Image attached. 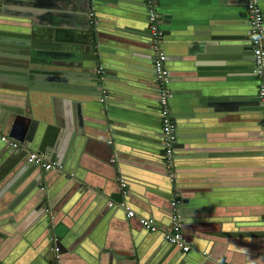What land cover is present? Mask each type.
<instances>
[{
    "label": "crops",
    "instance_id": "crops-1",
    "mask_svg": "<svg viewBox=\"0 0 264 264\" xmlns=\"http://www.w3.org/2000/svg\"><path fill=\"white\" fill-rule=\"evenodd\" d=\"M260 7L264 15V0H260ZM113 8V11H103L100 32L105 37L102 42L105 43L107 57L111 59V63L121 64V66L113 68L116 74L109 79L112 95L108 99V104L101 108V110L106 109L105 115L93 103L96 109L86 107L91 103L90 93L81 87L91 84L87 82V78H74L80 81L73 82L72 77L59 74L62 78L68 77L70 81L67 82L68 84L73 83L79 88H67L68 91H66L59 86L57 89L61 90L60 94L49 93V95L59 98L58 108L65 123H68L69 119L77 121L83 117L105 127L106 131L104 128L96 129V137L93 136L89 140L91 143L81 146L73 156V167L78 171L82 170L84 179L97 183L106 178L103 175L107 173L103 159L110 153L107 143L111 142V136L107 135H111V127L114 126V133L119 135V141L116 144L118 152L125 161L123 166L133 174L130 176L138 183L133 184L139 187H143L142 184L147 186V190L151 191L150 198L155 202L156 196L160 195V190L149 187L157 179L160 181L162 178L166 181L168 176L163 159L165 174L163 175L161 170L160 173L155 171L161 168L159 166L162 153L160 150L161 118L158 106L159 89L153 79L152 57L147 49L145 37L147 22L144 4L143 0H123L122 4ZM157 9L165 36L163 49L166 57H169L166 64L170 72L172 94L168 105L174 117L177 132L174 148L175 169L184 174L182 184H188L186 181L190 180L193 184L202 183L212 188L209 192H195L193 196L207 198L212 207L222 209V213L216 217L230 218L231 222L237 220L247 225L232 229L229 222L214 223L215 226L210 229H214L215 232L223 229L222 232L235 230L239 234H235L232 238L207 239L208 236L200 234L206 232H200L198 235L193 233L192 240L196 238L194 241L201 242L205 248L194 250L190 247V251L182 255L184 258L188 257L196 261L200 258L199 255L205 252L214 264L216 260L228 264H264V145L259 109L254 105L255 99H250L258 98L257 82L251 61L249 58L247 61L244 60L245 55L241 53L248 37V13L245 0H158ZM90 13L88 14L91 17L90 23L95 25L97 22L93 18L95 10L92 9ZM1 21L0 18V31H18L13 29L14 25L9 26ZM137 32H143L144 35ZM3 39L4 37L0 36V40ZM46 42L60 46L55 40L49 39ZM39 50L46 52L54 49L43 47ZM211 55L216 56L214 58L216 61L211 60L213 59ZM195 56L206 63L212 62L217 73L221 74L206 80L200 78L204 81L195 80L197 77L193 65ZM241 56L243 59L240 58ZM52 61L54 62L51 65L60 66L55 71L63 73L66 70L64 59L54 58ZM4 90L5 88L0 90L2 105L0 129L7 135H11L9 138L22 142L23 148L15 149L13 153L24 150L27 154L29 144L16 138L23 126L19 125L22 121L16 118L21 117L18 112L25 108L24 104L29 93L26 89L17 91L13 89L11 93L13 96L8 98L9 92ZM197 91L202 97H224L231 100L222 101L218 108L221 110H216L207 104H201ZM240 97L245 99L241 100L242 102L232 99ZM43 100L45 103L43 108L47 110L49 124H54L51 99L43 98ZM228 104L233 105L235 109L227 107ZM240 104L244 105L240 107ZM15 123L17 125H14ZM90 129L93 130L92 127ZM1 134L0 131V136ZM1 142L0 140V145ZM133 144L136 146L133 147ZM22 160L20 166L23 165V169L18 175H22L21 187L23 188L28 183L26 174L33 172L34 168L31 166L37 165L30 166L26 156H23ZM58 163L63 165L64 161H58ZM40 169L42 182L44 174L48 171L41 167ZM57 186L58 183L52 191V199L54 204L60 205L56 212L57 225L63 234L60 236V241L65 239L67 243L59 253V261L56 262L54 259L51 250L52 242L49 240L50 224L53 226L51 232L57 240L59 239L54 232L55 224L52 221L54 215H47L48 235L41 238L42 232L38 229L42 226L41 214L29 208L16 220H10L9 215L4 214L6 212L0 201V252L2 254L0 262L2 264H44L45 261L42 258L45 256H48L52 264H155L163 250L167 251L168 256L162 263H165L172 254L178 253L176 248L172 251L166 249L164 238L153 233L151 234V236L154 235L153 240L143 241L137 251L131 242L123 241L113 246L116 254L106 247L101 250L98 243L104 236L94 229L96 226L90 216L91 209L94 208H89L92 198H77L67 194L65 188H57ZM174 190L172 184V196ZM137 191H139L138 188ZM47 197L44 191L40 204L48 209ZM143 203L147 207L150 205L148 202ZM184 207L191 208L193 204ZM104 210L109 209L104 207ZM185 214L189 217L194 215L189 212ZM200 214L211 213L200 212ZM148 215L159 227L169 224V214L163 207H157L156 215ZM104 216H106L104 222H112L116 226L114 237L115 234L123 232L125 227L120 222L122 221L120 214L105 212ZM92 227L93 229L88 230ZM189 229L195 231L196 227L190 225ZM86 230L88 231L85 232ZM108 250L111 252L106 254ZM129 251L135 254L133 261L128 254Z\"/></svg>",
    "mask_w": 264,
    "mask_h": 264
},
{
    "label": "water",
    "instance_id": "water-1",
    "mask_svg": "<svg viewBox=\"0 0 264 264\" xmlns=\"http://www.w3.org/2000/svg\"><path fill=\"white\" fill-rule=\"evenodd\" d=\"M122 3L123 0H0L1 23L4 22V24L9 26L14 25L13 29L18 30L17 32L0 31V36L4 37L3 40H0V90L5 88L4 91H8V95H10L8 98L13 96L11 95L13 89H15V91L26 89L29 93V97L24 104L25 108L20 109L18 112V115L21 117L16 118L22 121L19 125L23 126L18 137H15L20 141L28 143L29 150H37L45 154L50 161H64L61 171H56L54 169L48 170V172L44 174L42 182L40 174L42 170L40 167L31 166L33 164L29 163L34 170L33 172H28L26 174L28 183L25 186L23 185L24 187L22 188V175H18V173L23 169V165L20 166V163L23 162L22 159L23 156H26V151L20 150L13 153L16 151L14 148L10 147L8 143L1 142L0 201L2 208H4V212H6L4 214H8L10 220H16L20 214L22 215V212L24 213L29 208L37 211V214H41L42 226H39L38 228L42 232L40 234L41 238L47 237V215L53 214L54 217L52 221L55 224L54 232L59 237L56 242L59 247V253H61V250H63L62 248H65L67 243L65 239L60 241V236L63 234L58 228L59 226L57 225L56 215L60 205L58 206L54 204L52 199V191L54 190L56 183H58L57 188H65L64 190L67 194H72L73 196H77V198H92L89 202V208H94L91 209L92 211L90 214L91 219L96 226L94 229L104 236V238H100L98 243L101 250L106 247L107 249H110L113 254H116L113 246H115V243L123 241L131 242L133 248L137 251L138 246H140L143 241L150 242L153 240L152 236L154 235L151 236L152 233L159 237L160 235L163 237V229H168L170 227L171 208L169 201L172 198V183L169 182L168 178L166 177V181L162 178L160 181L157 179L152 185H150L149 188L160 190V195L158 194L156 196V201L153 202L150 198L151 191L147 190V186L142 183L143 187L136 186L135 184L138 183L131 177L133 174L123 166L125 161H123L122 155L118 152L116 145L119 141V135L114 133V126H112L110 131L111 135H107L108 137L111 136V142L107 143L110 153L103 159L104 168L107 172L103 173V175L106 178L102 181H97V183L86 181L81 174L82 170L78 171L73 167V156L75 152H78L81 146L91 143L89 140H91L93 136L96 137V129L104 128L105 130V127H102L95 122H90V120H86L83 117H80L77 121L69 119L68 123H65L64 118H62L61 113L59 112L60 108H58V103L60 102V100H58L59 98L51 96V94L56 95L61 93V90L57 89L59 86L61 89L65 88L66 91H68L67 88H79L78 85H73V83L68 84L67 82H70L68 77L63 76L62 78L60 75H67L69 78L72 77L73 79L78 77L87 78V82L91 84L89 86L82 85L81 87L90 93L89 100H91V103L86 107L96 109L98 106L99 111L105 115L106 109L101 110V108L108 104V99L112 95L110 86L111 82L109 79L116 74L113 68H118L117 66H121V64H113L111 63V59L107 57L105 43L102 42L105 37L100 32V20L103 17V11H113L114 6ZM92 9L95 10V14L93 15V18L97 21L95 25L90 23L91 17L88 15ZM18 20H22L25 23L19 22ZM137 34L144 35L143 32H137ZM145 37L147 39V49H149L152 57L153 51L150 44L148 30ZM49 39L55 40L60 46L46 42ZM262 45L264 48V34L262 37ZM43 47H50L54 50L46 52L39 50ZM59 49L60 51H57ZM242 52L245 55L244 60L247 61L249 58L251 61L250 64L253 68L252 49L248 37L247 42L241 49V53ZM211 56L213 57L211 60L216 61V59H214L216 56ZM218 57L222 58L221 56ZM54 58L64 59L66 70L63 71V73L55 71L60 66L56 67L55 65H51L54 62L52 61ZM240 58L243 59L242 56ZM168 60L169 57L166 58V63H168ZM194 60L195 63H193V65L197 77L196 79H193L204 81V79L201 80L200 78H205L206 80L207 78H212L221 74L217 73L218 71H216V67L213 66L214 64L212 62L206 63L201 61L200 57L196 56ZM98 64L102 67V73L99 74L96 72ZM109 66L112 67L110 68ZM151 67L153 73L152 64ZM43 74L55 75L57 77L44 76ZM79 81L80 80L78 79H74L73 82ZM156 85L159 89L158 84ZM197 92L199 93V91ZM49 93L51 94L49 95ZM102 97L103 101H100ZM43 98L51 99L54 124H49L47 110H44L43 108L45 105ZM232 99L241 101L245 98L240 97ZM250 99H255L253 100L254 105L258 106L261 123L262 106L260 101L257 97ZM225 100L231 99H224V97H202L201 95L199 98L201 104H207L216 110H221L218 108L221 105V102ZM92 103L96 105V108ZM242 105L244 104H240V107H242ZM1 106L2 105L0 104V109ZM222 106L225 105L222 104ZM227 107L235 109L231 104H228ZM171 117L174 120L172 113ZM108 120H106L107 123ZM14 125L17 124L15 123ZM90 127H92L93 130H91ZM260 127L262 143L264 145L262 125ZM0 131L2 134L7 135L5 131H2L1 129ZM7 136L11 137V135ZM160 139L162 143V136ZM134 146H136V144H133V147ZM160 150L161 152L163 151V144L161 145ZM162 159L163 154L161 153L159 163L161 168L156 169L155 171L160 173L161 170V173L164 175L165 172ZM35 169L37 171H35ZM36 172H38V174H36ZM175 172L176 175L173 186L174 189L181 194V206L183 207L181 231L185 241L191 248L194 250H204L205 248L201 245V242L194 241L196 238L192 240L193 233L194 235H198L200 232H206L200 234H202L201 236H208L207 239H213L214 237L232 238L235 234H239L235 230L222 232V229L220 232H215L214 229H210V227L215 226L214 223L223 224L224 222H229L232 229L247 226L244 222H237V220L231 222L232 219L229 217L230 220L216 217V215L222 213V209L212 207V204L209 203L207 198H197L196 196H193V193L195 192H209L212 191V188L204 186L202 183L193 184L190 180L186 181L188 184H182L184 174L177 169H175ZM120 179L126 182V193L123 195L121 194L120 189ZM43 186L45 188L44 190L41 189ZM137 188L139 191H137ZM44 191L46 197L48 196L47 198L49 199L47 203L48 209L40 204ZM136 192L138 194H136ZM109 201L113 202V205H107ZM121 201H123L129 209L133 210V216L127 218L124 216L125 207L116 204ZM143 202H148L150 204L149 207L144 205ZM185 204H193V207H188L189 209H186V207H184L186 206ZM104 207L109 210L105 211ZM157 207L167 209L169 214V224L168 226L159 227L157 231L152 232L145 229L139 223L138 218L141 216L148 217V214H152L153 216L156 215ZM105 212H107V214H109V212H114V215L120 214V219L122 220L120 222L123 223L125 227L124 230L122 229V233H117L114 237L113 234L116 230V226L112 224V222H104L106 218V216H104ZM188 212L194 215L189 217L185 214ZM200 212H208L211 214L201 215ZM32 215L35 214L32 213ZM190 225H194L196 230H190ZM91 229H93V227L88 230ZM137 242L139 243L137 244ZM164 243H166V249H171L172 251L176 248L178 253L172 254L167 258L165 263H162L166 256H168L166 254L167 251L163 250L155 264H214L210 259L203 255H199L200 258L196 261L188 257L184 258L183 255L189 251L181 252L180 248L175 244L167 241ZM111 251H106V254ZM128 254L133 261L135 254L131 251H129ZM0 256H2L1 252ZM42 259L45 261L44 264H52V261L48 259V256H45ZM137 259H139V257ZM0 264L2 263L0 262Z\"/></svg>",
    "mask_w": 264,
    "mask_h": 264
},
{
    "label": "built area",
    "instance_id": "built-area-1",
    "mask_svg": "<svg viewBox=\"0 0 264 264\" xmlns=\"http://www.w3.org/2000/svg\"><path fill=\"white\" fill-rule=\"evenodd\" d=\"M158 0H144V11L146 15L147 30L149 32L150 44L153 51L152 54V65H153V79L159 86L158 104L160 108V131L162 136L163 144V163L167 171L169 181L173 184L175 179V163H174V148L177 142L176 124L171 117L168 101L172 94L170 88V74L166 64V54L163 49L164 43V31L162 29V21L160 13L157 9ZM245 8L248 13V40L252 49V61H253V72L257 82V96L262 106V131L264 138V48L262 45V37L264 34V15L260 7V0H245ZM91 16V13H90ZM96 72L102 73V67L98 66ZM105 97V96H103ZM103 97L100 101H103ZM0 140L8 143L10 147L19 150L23 148L22 143L19 141L9 138L7 135L1 134ZM26 161L31 164H35L41 167L43 170L54 169L61 171L62 164L56 161H50L46 155L37 150H28L26 154ZM120 181L121 194L126 193V182L122 179ZM44 190V187H41ZM118 206L125 207V217L134 215L133 210L129 209L128 206L123 202L116 203ZM108 205H113V202H108ZM171 208V219L170 227L163 229V238L169 243H173L183 252L190 251V246L185 241L182 234V207H181V196L176 190L173 192V196L169 201ZM139 223L149 231H157L159 229L156 221L151 217H139ZM50 235L49 240L52 242L51 250L54 254L56 262L60 259L59 247L57 246V238L51 232L53 226L50 224ZM202 255L210 259L209 255L202 252ZM215 264H228L222 263L218 260Z\"/></svg>",
    "mask_w": 264,
    "mask_h": 264
}]
</instances>
